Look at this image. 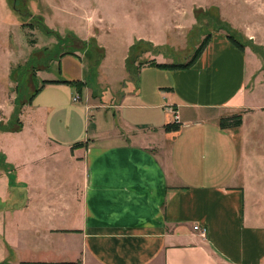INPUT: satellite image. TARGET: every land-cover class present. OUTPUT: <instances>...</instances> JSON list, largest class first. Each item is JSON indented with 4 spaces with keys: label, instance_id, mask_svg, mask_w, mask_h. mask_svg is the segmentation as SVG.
<instances>
[{
    "label": "crops",
    "instance_id": "1",
    "mask_svg": "<svg viewBox=\"0 0 264 264\" xmlns=\"http://www.w3.org/2000/svg\"><path fill=\"white\" fill-rule=\"evenodd\" d=\"M240 33L264 46L260 22ZM131 45L125 75L115 83L103 74L106 55L89 74L73 52L76 79L65 81L85 82L80 93L48 83L33 97L45 93L47 103L28 104L45 116V129H31L39 140H31H42L48 156L30 159L14 149L10 161L4 154L11 173L0 176V242L10 254L0 264H264V212L250 192L264 183L259 59L215 31L189 68L156 66L172 64L159 57L156 65L142 66L136 95L122 89L130 83ZM93 80L98 92L91 90ZM82 98L86 112L111 109L117 122L75 139L67 129L61 139L48 117L61 102L73 109L71 101ZM235 114L242 115L241 125L222 129L220 119ZM25 123L10 137L24 138ZM11 178L23 192L11 194L7 209L1 200Z\"/></svg>",
    "mask_w": 264,
    "mask_h": 264
},
{
    "label": "rangeland",
    "instance_id": "2",
    "mask_svg": "<svg viewBox=\"0 0 264 264\" xmlns=\"http://www.w3.org/2000/svg\"><path fill=\"white\" fill-rule=\"evenodd\" d=\"M258 22L264 25V0H0V176L11 173V167L4 166L3 161L6 153L12 161L14 149L30 159L48 156L42 140L36 143L31 140L33 136L39 140L31 129H45V116L27 107L30 97L44 81L76 79L78 60L71 55L61 57L59 74L58 60L63 53H79L86 72L92 62L105 54L102 72L107 76L106 81L115 83L125 75L123 57L128 46L137 40L142 41L133 50L132 66L150 60L155 63L157 57L180 64L189 60L208 33L225 30L254 52L262 64L261 78L264 77V46L253 43L252 38L241 37L240 33L245 25ZM90 39L95 40V47L88 44ZM128 82L122 86L123 91L138 95L136 80L129 78ZM91 85V90L98 92L95 80ZM116 94L113 96L118 99ZM104 97H101L103 101H107ZM257 100L264 103V88H258ZM39 103H47L45 93L30 102L34 107ZM71 104L73 109L61 102L60 109L47 120L49 127L61 133V139H65L67 129L69 137L75 139L85 131L91 135L96 126L108 131L117 122L111 109L92 108L86 112L84 98ZM26 110L32 118L28 119L29 123ZM85 114H88V125L84 123ZM25 121V137L17 140L10 137L9 133H16ZM261 170L264 173V168ZM11 180L7 197L1 200L7 209L12 205L11 194L17 190L23 192ZM2 190L0 186L1 193ZM250 192L257 208L264 212V183L254 184ZM9 254L0 242V259Z\"/></svg>",
    "mask_w": 264,
    "mask_h": 264
},
{
    "label": "trees",
    "instance_id": "3",
    "mask_svg": "<svg viewBox=\"0 0 264 264\" xmlns=\"http://www.w3.org/2000/svg\"><path fill=\"white\" fill-rule=\"evenodd\" d=\"M39 23H40V25H42L41 22H39ZM44 29L47 30L45 27H44ZM224 32L226 33V36H227L228 40H230V42H232L236 47H238V48H240L242 50L244 49L245 46L241 42H239L232 33H228L225 30H224ZM210 36H211V33H208L206 35L205 40L202 43H200V45L196 49L193 50V54L191 55V57L189 58L188 61L180 63V64H171V65H156L154 62H152L153 60H150V61L139 62L137 64V66H132V63L130 62V58H131V56L133 54V50L136 47V45L142 41V40H138L137 42H135L133 45L130 46V48L128 50V53H127V58L125 60V67H126V70H127L128 74H129V78L131 80L132 79H136V77L138 76V72H139L140 68L142 66H144V65H156V66H159V67H172V68H178V69L189 68L190 66L193 65V63L196 61V59L199 57V55L201 54V52L205 48ZM83 43H85V42H83ZM88 44L91 45V47H95L96 46V42H95L94 39H90ZM64 55L75 56V54L73 52H65L59 57V59L61 57H63ZM104 55L105 54L102 53V55H100L98 60H95L94 62L91 63V65L88 66V73L89 74H91V73H93V72H95L97 70L100 62L104 58ZM136 60H137L136 58H135V60H133L134 64L136 63ZM58 68H59V64H58ZM48 83L67 84V85H70V86L74 87L77 90L78 93H80L81 89L83 87H85V85H86L85 82H80V81L58 80V81H44L43 84L41 85V87L44 84H48ZM41 87L37 88L34 91L32 96L30 97V102H31L32 98L35 96V94L41 89ZM30 102H29V104H30ZM241 120H242V115L241 114H235V115H232V116H229V117L221 118L220 121H219V125H220V127L222 129L236 128V127H239L241 125ZM170 127H173V125H171ZM21 128L22 127H20L18 130L14 131V132L20 131ZM167 128H169V127H167ZM174 129H176V128H174ZM79 145L81 146V144H78V146Z\"/></svg>",
    "mask_w": 264,
    "mask_h": 264
},
{
    "label": "built area",
    "instance_id": "4",
    "mask_svg": "<svg viewBox=\"0 0 264 264\" xmlns=\"http://www.w3.org/2000/svg\"><path fill=\"white\" fill-rule=\"evenodd\" d=\"M175 122H176V121H175ZM193 228H194V230L199 231L202 235L205 234V229H204V228L199 227V226H197V225L194 226Z\"/></svg>",
    "mask_w": 264,
    "mask_h": 264
},
{
    "label": "water",
    "instance_id": "5",
    "mask_svg": "<svg viewBox=\"0 0 264 264\" xmlns=\"http://www.w3.org/2000/svg\"><path fill=\"white\" fill-rule=\"evenodd\" d=\"M41 27L44 29V26L43 25H41Z\"/></svg>",
    "mask_w": 264,
    "mask_h": 264
}]
</instances>
